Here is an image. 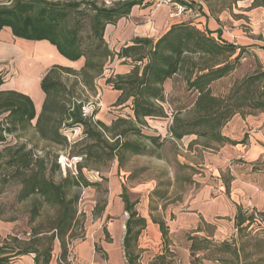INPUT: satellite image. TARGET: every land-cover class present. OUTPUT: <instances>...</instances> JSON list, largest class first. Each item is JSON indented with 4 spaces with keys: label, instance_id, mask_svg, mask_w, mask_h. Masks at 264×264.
<instances>
[{
    "label": "trees",
    "instance_id": "1",
    "mask_svg": "<svg viewBox=\"0 0 264 264\" xmlns=\"http://www.w3.org/2000/svg\"><path fill=\"white\" fill-rule=\"evenodd\" d=\"M204 2L203 0H201ZM142 0H5L0 2V30L9 27L14 36L27 40H47L57 51L69 60L83 59L79 69L60 64L51 65L40 79L44 100L36 116L29 95L14 90L3 89L5 78L0 70V194L8 182L20 185V200H29V221L41 216L43 207L52 209V223L47 230L31 228V238L15 245L7 242L0 245V264H10L15 256L33 254L34 264H48L53 244L60 246L59 260L63 264L68 243L65 236L72 230L76 221L77 195H68V189L81 182L87 185L82 168H97L92 163L104 159H115L120 164L121 151L132 153L142 151L140 145L129 141V133L144 136L156 142L158 135L143 133L138 124L146 125L147 118H160L168 115L164 108L166 97L163 83L167 78L179 77L188 91L194 92L188 104L180 105L171 112L168 135L176 140L194 135L217 144L235 143L222 134L224 124L234 114H244L246 110L264 111V68L256 70L241 81H235L225 95L216 94L212 83L227 77L234 70L245 48L222 39L220 33L214 37L211 31L201 30L191 20L178 21L155 41L147 37H135L130 44L119 51L111 50L105 39L107 24H115L126 17L132 6ZM257 4V0H252ZM193 2L186 3L192 6ZM197 8L201 9L199 5ZM83 44L84 48L83 47ZM264 48V47H263ZM124 59L131 64L125 74L110 73L105 84L119 90L116 104L127 105L131 112L117 115L106 124L94 120L93 115L84 112V99H70L67 84L58 79L59 74L73 75L74 83L93 86L95 77L109 70L114 60ZM35 123L32 125V120ZM31 127L36 136L48 143L69 147L68 156H77V174H70L54 181L52 171L59 170L56 154L44 148L39 154L33 148L26 149L24 143H7L8 137H17L20 130ZM81 127V136L72 142L66 141L62 129ZM204 147L209 145L204 143ZM50 160V167L47 161ZM124 211L129 214L124 222L122 250L126 264H143L132 250L140 229L145 226L143 217H136V211L128 205L124 194L120 195ZM264 221V212L253 209L246 214L237 207L234 216L236 229L244 230L255 221ZM0 220L1 217L0 209ZM165 241L168 227L154 220ZM134 226H138L134 230ZM201 229H197L199 232ZM40 235L41 237H38ZM48 235V236H46ZM36 238L35 240H33ZM189 251L196 256L206 250L211 243L207 237L189 235ZM41 240L45 244H40ZM42 246V248L40 247ZM219 247H227L225 242ZM172 250L165 245L146 264H170L167 254ZM13 256V257H10Z\"/></svg>",
    "mask_w": 264,
    "mask_h": 264
},
{
    "label": "rangeland",
    "instance_id": "2",
    "mask_svg": "<svg viewBox=\"0 0 264 264\" xmlns=\"http://www.w3.org/2000/svg\"><path fill=\"white\" fill-rule=\"evenodd\" d=\"M179 1L186 3L185 1L189 0ZM203 1V10L197 19L208 12L209 16L217 20L219 26L217 29L222 39L245 48L231 74L216 80L211 85L214 93L225 95L233 82L241 81L257 67L264 68V0H257V4H254L252 0ZM192 4L193 11L199 10L197 3ZM171 19L176 20L173 17ZM84 47L86 46L83 44L82 48ZM116 63L117 61L110 63V69L113 67L112 64ZM74 69L77 70L79 67ZM17 71L23 74L19 68ZM110 73V70H105L102 76L94 78L93 86L85 87L74 83L73 75L58 73L57 77L69 88L66 97L84 99L85 114H92L94 120H100L104 119V115L108 112L118 111L116 101L108 102L100 111L102 100L113 99L110 92L103 91L106 86L102 89L98 84L105 81ZM2 75L5 83L21 85L20 76L10 80V76L8 74L6 76L3 71ZM174 79V92L163 104L168 115L147 118L146 125L138 124V128L143 133L158 135L156 142L144 136L129 133L126 138L140 145L142 149L140 153L122 150L120 164L115 159H104L103 162L92 163L97 168L81 170L87 185L81 182L82 184L68 189V195L73 193L77 195L76 221L72 230L65 236L68 251L64 264H76L73 246L82 240L89 239L100 254L101 241L112 239L108 229L111 223L117 221L122 224L129 216L124 211L121 194H124L128 205L136 211V217L145 219V226L140 229L132 249L143 264L153 258L154 254L161 252L165 245L172 250V253L166 256V261L170 264H264V221L262 222L260 218L257 217L256 221L239 231L236 227L233 228L225 223L221 232L219 231L215 236L213 225L193 222L192 214H190L192 202L199 198L201 188L212 177L203 166L206 151L204 143L213 149L222 144L194 135H187L179 140L168 135L167 127L170 124L171 112L180 105L188 104L194 95V92L186 89L179 77L176 76ZM32 83L36 85V93L42 92L40 81ZM36 93L33 91L31 98L36 99ZM258 112L246 110L241 115L250 114L255 117ZM34 123L35 119L32 120V125ZM81 131V127L62 129L67 142L80 138ZM17 135V137L9 136L7 143H24L26 149L32 147L35 154L42 153L45 147L51 151L52 155L53 152L57 153L56 163L59 165V170L52 171L54 181L68 174L72 176L77 174L76 162L79 161V157L68 156V146L64 147V145L39 139L31 127L20 130ZM5 144H0V149ZM50 160L47 161V167H50ZM20 189V185L10 181L5 184L0 194L3 218L0 220V245L4 242L15 245L13 238L22 242L26 241L31 238L32 227L47 230L52 223V209L48 207L41 209V216L29 221V200L25 198L20 200L18 196ZM154 220L161 221L168 227L165 241ZM137 227L133 224L134 230ZM197 229L201 230L196 232ZM189 235L207 237L211 243L206 250L198 251L196 256H191ZM38 237L41 236L38 235ZM223 242L227 244L226 248L219 247ZM40 244H45V241L41 240ZM123 260L125 263L124 255Z\"/></svg>",
    "mask_w": 264,
    "mask_h": 264
},
{
    "label": "crops",
    "instance_id": "3",
    "mask_svg": "<svg viewBox=\"0 0 264 264\" xmlns=\"http://www.w3.org/2000/svg\"><path fill=\"white\" fill-rule=\"evenodd\" d=\"M2 1L5 0H0ZM189 1L195 3L197 0ZM171 11L170 3L142 0L140 4L132 6L126 17L120 18L115 24L105 26L104 39L108 47L115 52L130 44L135 37H147L155 41L171 24L178 22L171 19ZM195 24L201 30L211 31L214 37L218 36V22L209 16L208 12ZM114 61L117 63L112 64L113 67L109 70L115 74H125L131 67L129 61L123 58ZM53 64L80 68L83 59L69 60L63 57L47 40L16 37L9 27L0 30V70L6 73V76L8 74L10 80L18 76L22 79L20 86L4 82L1 88L21 91L31 98L33 91L36 93V85L32 82L40 81L45 71ZM18 68L23 71L22 75L17 73ZM174 80L167 78L163 83L166 98L174 92ZM98 84L102 89L106 86L103 91L110 92L113 98L109 101L102 100L101 111L108 102L117 100L120 91L105 84V81ZM31 99L37 116L44 93L37 91L36 99ZM129 103L128 100L116 105L118 111L108 112L104 119L100 120L108 124L117 115L130 113L131 110L127 106ZM117 112L118 114H115ZM221 130L223 135L235 143H224L215 149L204 147L206 151L203 166L212 177L201 188L199 198L192 202L190 213L195 224L202 222L205 225H213L214 236L221 232L225 223L235 228L234 216L237 207H241L246 214L251 213L253 209L264 212V111L258 112L255 117L250 114H234ZM123 227L124 223H111L108 229L112 239L101 241L100 254L89 239L75 243L73 252L76 264H126L122 250ZM59 252L60 246L56 240L48 264H60ZM10 264H34L33 254L15 256Z\"/></svg>",
    "mask_w": 264,
    "mask_h": 264
},
{
    "label": "built area",
    "instance_id": "4",
    "mask_svg": "<svg viewBox=\"0 0 264 264\" xmlns=\"http://www.w3.org/2000/svg\"><path fill=\"white\" fill-rule=\"evenodd\" d=\"M188 3L189 1H185ZM158 3H170L172 6V11L170 13V17L176 18L177 21H185V20H191L194 23L197 22V18L201 15V11L203 10L202 7L204 3L201 0H197L195 3H197L201 10H192L191 6H188L186 3L180 2V1H169V0H158ZM256 220V218H255ZM71 255V254H70Z\"/></svg>",
    "mask_w": 264,
    "mask_h": 264
}]
</instances>
